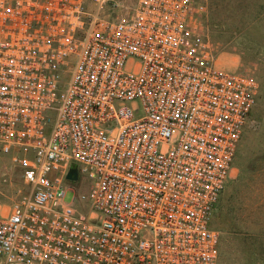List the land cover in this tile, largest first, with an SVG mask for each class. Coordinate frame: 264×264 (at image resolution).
<instances>
[{
    "label": "built area",
    "instance_id": "1",
    "mask_svg": "<svg viewBox=\"0 0 264 264\" xmlns=\"http://www.w3.org/2000/svg\"><path fill=\"white\" fill-rule=\"evenodd\" d=\"M124 3L0 0V153L27 187L0 264H219L255 87L217 64L200 0Z\"/></svg>",
    "mask_w": 264,
    "mask_h": 264
},
{
    "label": "rangeland",
    "instance_id": "2",
    "mask_svg": "<svg viewBox=\"0 0 264 264\" xmlns=\"http://www.w3.org/2000/svg\"><path fill=\"white\" fill-rule=\"evenodd\" d=\"M200 1V29L217 64L251 81L257 103L213 219L221 237L219 264H264V240L260 245L255 237L264 238V0ZM124 5L131 11L134 3ZM26 193L21 170L0 153V216L9 215ZM228 220L235 224L229 230Z\"/></svg>",
    "mask_w": 264,
    "mask_h": 264
},
{
    "label": "trees",
    "instance_id": "3",
    "mask_svg": "<svg viewBox=\"0 0 264 264\" xmlns=\"http://www.w3.org/2000/svg\"><path fill=\"white\" fill-rule=\"evenodd\" d=\"M253 168V167H252ZM249 169H251V167H249ZM220 201H221V199H220ZM220 203V202H219ZM218 206H219V204H218ZM218 208V207H217ZM234 221V220H233ZM233 222L231 221V220H228V221H226V223H225V225H226V228L229 230V229H231L232 227H233ZM228 226V227H227ZM234 226H235V224H234ZM235 229V228H234ZM236 230V229H235ZM231 231V230H230ZM237 232V231H236ZM256 240L257 241H259L260 242V245L262 244V241L264 240V238L263 237H261V236H258L257 234H256ZM259 252V251H258Z\"/></svg>",
    "mask_w": 264,
    "mask_h": 264
},
{
    "label": "water",
    "instance_id": "4",
    "mask_svg": "<svg viewBox=\"0 0 264 264\" xmlns=\"http://www.w3.org/2000/svg\"><path fill=\"white\" fill-rule=\"evenodd\" d=\"M67 179L68 180H71V181H77L78 180V171L76 168H73L70 173L68 174L67 176Z\"/></svg>",
    "mask_w": 264,
    "mask_h": 264
},
{
    "label": "crops",
    "instance_id": "5",
    "mask_svg": "<svg viewBox=\"0 0 264 264\" xmlns=\"http://www.w3.org/2000/svg\"><path fill=\"white\" fill-rule=\"evenodd\" d=\"M220 68H222V67H220ZM222 69H223V68H222ZM224 70H228V71H229L230 69H226V68H225Z\"/></svg>",
    "mask_w": 264,
    "mask_h": 264
}]
</instances>
